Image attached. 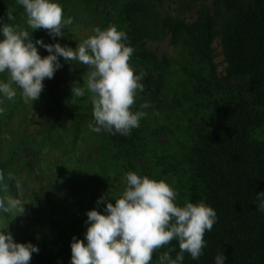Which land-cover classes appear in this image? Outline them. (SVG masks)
Segmentation results:
<instances>
[{
	"label": "trees",
	"instance_id": "obj_1",
	"mask_svg": "<svg viewBox=\"0 0 264 264\" xmlns=\"http://www.w3.org/2000/svg\"><path fill=\"white\" fill-rule=\"evenodd\" d=\"M35 1L56 24L29 20ZM170 1L0 0V68L51 93L52 143L66 142L76 184L50 195L33 241L6 248L0 237V264L99 263L111 234L141 264H264V0H184L177 14ZM82 25L94 30L86 85L74 82L77 63L56 69L61 34ZM168 37L191 48L174 82L171 58L148 47ZM47 76L68 83L54 92ZM21 103L4 100L0 138ZM33 142L9 145L0 195ZM132 193L153 198L144 229L121 223Z\"/></svg>",
	"mask_w": 264,
	"mask_h": 264
},
{
	"label": "rangeland",
	"instance_id": "obj_2",
	"mask_svg": "<svg viewBox=\"0 0 264 264\" xmlns=\"http://www.w3.org/2000/svg\"><path fill=\"white\" fill-rule=\"evenodd\" d=\"M183 1L172 0L164 5V10L177 14L176 9ZM45 3V5L48 4L47 1ZM206 3L211 5L212 0H207ZM28 10L30 21L37 24V18L40 21L48 18L47 23L56 24V18L49 14V6H43L35 1ZM44 13L47 14L46 18L42 16ZM93 34L94 30L91 27L82 25L73 29L71 38L66 34L60 36L62 54L56 69L60 70L59 67L77 63L85 72L81 74L78 72L74 76L75 83L82 81L86 85L88 80L93 78V76L86 75L90 68L85 62V53L91 46L89 40ZM213 45L217 52L218 73L224 74L227 64L221 53L218 38ZM148 47L160 57L171 58V71L174 74L172 82L176 80L175 75L178 69L187 64L191 56L188 42L182 41L176 46L170 43L169 37L162 41L149 42ZM10 69L9 65L0 68V114L5 107L4 100L10 102L21 100L22 103L14 112L15 114H9L10 111L5 114L7 125L2 127L0 161L6 159L10 144L13 145L16 142L19 144L23 140H34L35 142L32 143V152L19 150L20 154L17 158L21 166L20 171L13 183L6 185V189H3V194L0 195V237H3L6 248H12L16 241H33L31 234L34 229L38 228V219L44 212L47 214L51 212L49 209L52 198L54 196L67 197L69 192L76 187L73 170L70 169L71 165L66 157V142L61 140L57 145L52 143L51 126L57 120L55 112L57 105L50 96L51 93L46 94L42 88L29 82H22L19 78L12 80ZM45 81L54 92L64 89L68 83L65 80L56 81L52 76L45 77ZM34 156L38 158L37 167L33 162ZM85 158H90V154H86ZM32 165L36 169L30 174L28 168L30 166L32 168ZM51 194L53 197H50ZM126 199V206L120 215L121 223L135 227L137 230L144 229L145 227L140 222L153 205V198L150 194L140 197L132 193ZM68 200L67 207L73 208L74 200L72 198ZM97 256L100 262L95 261V264H141V257L122 246L115 234L109 235L106 243L99 248ZM0 259H4V254H0Z\"/></svg>",
	"mask_w": 264,
	"mask_h": 264
}]
</instances>
